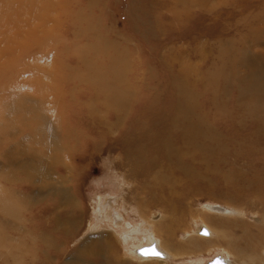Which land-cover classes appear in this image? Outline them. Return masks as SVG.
<instances>
[{"label":"rangeland","instance_id":"rangeland-1","mask_svg":"<svg viewBox=\"0 0 264 264\" xmlns=\"http://www.w3.org/2000/svg\"><path fill=\"white\" fill-rule=\"evenodd\" d=\"M222 255L264 264V0H0V264Z\"/></svg>","mask_w":264,"mask_h":264},{"label":"bare ground","instance_id":"bare-ground-1","mask_svg":"<svg viewBox=\"0 0 264 264\" xmlns=\"http://www.w3.org/2000/svg\"><path fill=\"white\" fill-rule=\"evenodd\" d=\"M51 157L53 158V155H51ZM49 166H51V165H49ZM57 181H59V180H57ZM48 186H49V188H51L50 184ZM58 193H60V195H64L65 189L59 188ZM97 197H98L97 199L100 203H104V199H106L108 202H111L110 200L113 198L111 195H109V196L99 195ZM113 199H115V197ZM107 201L105 203H108ZM205 206H206V208H209L213 212H218V213L223 212V211L230 212L229 208L225 207L226 208L225 209L221 205L220 206L219 205H211V203H209ZM116 216H118V214H116ZM152 217H154V220H155L156 216L152 215ZM122 220L124 222L123 221H117L116 222V220L113 219L112 223H115V225L120 226L122 228L121 229L122 232H120V236H121L122 240H124V242L127 245V248H126V249H128L127 252L130 251V253L133 256L138 257L139 259H145V258H150V257H158L159 258L160 256H161V258H168L169 257L168 255L170 252L168 253L159 247V238L155 235L153 229L149 225L147 226L145 224L144 219H141L140 224L136 223V225H134V226H131V223L129 221H126V219H122ZM115 228H117V227L115 226ZM168 232L170 233L169 230H168ZM199 232H200V230H199ZM140 235H146V236H144V238L150 237V242L152 241L154 243L153 246H150V247L146 246V247L140 248V246L139 247L135 246L136 245L135 243L129 242V240H132V239L139 240V238L141 237ZM154 253H159V255H155ZM211 264H237V262L233 263L231 260H228L227 258L223 257V255H222V256L218 257V259L213 261Z\"/></svg>","mask_w":264,"mask_h":264},{"label":"snow or ice","instance_id":"snow-or-ice-1","mask_svg":"<svg viewBox=\"0 0 264 264\" xmlns=\"http://www.w3.org/2000/svg\"><path fill=\"white\" fill-rule=\"evenodd\" d=\"M155 255H159V253H154Z\"/></svg>","mask_w":264,"mask_h":264}]
</instances>
